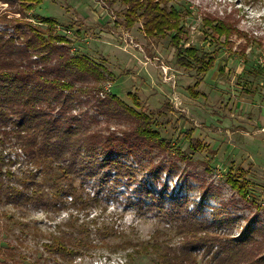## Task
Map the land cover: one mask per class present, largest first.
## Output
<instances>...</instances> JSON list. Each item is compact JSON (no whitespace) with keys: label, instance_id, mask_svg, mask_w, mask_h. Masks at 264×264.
Instances as JSON below:
<instances>
[{"label":"rangeland","instance_id":"rangeland-1","mask_svg":"<svg viewBox=\"0 0 264 264\" xmlns=\"http://www.w3.org/2000/svg\"><path fill=\"white\" fill-rule=\"evenodd\" d=\"M174 6L188 12L181 44L215 57L206 73L176 63L171 34L147 37L141 20L126 27L124 0H44L27 13L36 24L53 18L56 31L71 39V54L105 68L103 94L145 111L186 160L146 149L123 158L122 175L101 169L64 176L57 164L40 169L15 141L0 144L11 161L3 189L14 191L0 196V264H156V255L131 256L122 242H147L157 233L177 241L185 220L214 225L217 216L230 221L212 230L237 236L253 222L264 240V0H175ZM13 9L0 3V15L18 18ZM227 15L241 34L211 36L203 19ZM6 27L0 23V30ZM87 107L73 111L88 110L93 126L106 128V117ZM131 124L113 119L109 126ZM151 161L161 166L157 172ZM69 223L84 247L73 239L76 254L43 247L72 233ZM198 253L199 261L209 260L203 249Z\"/></svg>","mask_w":264,"mask_h":264},{"label":"trees","instance_id":"trees-1","mask_svg":"<svg viewBox=\"0 0 264 264\" xmlns=\"http://www.w3.org/2000/svg\"><path fill=\"white\" fill-rule=\"evenodd\" d=\"M43 1L0 0L14 8L11 13L19 14L18 18H11L8 11L0 15V23L8 26L0 30V144L15 141L21 152L40 169L57 164L64 176H70L73 171L91 176L101 169L122 175L126 167L123 158L137 157L146 149H156L159 154H170L177 161H185V152L153 129L151 117L145 111L136 110L115 94H103V84L108 81L105 68L84 54H71L72 41L56 31L57 22L53 18L40 17L37 24L27 18V13L36 10ZM174 2L124 0L126 27L131 28L141 20L147 37L171 34L176 63L186 70L206 73L213 68L215 57L181 44L185 35L182 25L188 12L177 9ZM203 20L213 37L240 33L229 15L206 16ZM188 91L199 95L190 87ZM131 98L139 107L138 97ZM77 107L94 108L108 120L106 128L93 126L90 120L95 117H89L88 110L74 113ZM113 119L133 124L111 129L109 124ZM192 133L193 130L187 136L191 147ZM9 163L0 154V196L14 192L3 189V179L10 174ZM160 167L150 162V171L157 172ZM229 221L228 217L217 216L214 225H207L187 219L176 228L177 241L161 239L157 233L147 242L122 243L133 251L131 256L156 255V264H264V240L257 239L253 222L237 236L224 233L221 228L212 230L211 226L216 223L221 227ZM75 225L69 223L71 227ZM78 230L76 226L72 233H60V237L43 247L59 250L61 255L73 249L68 253L76 254L72 239L78 248L84 247L80 239L74 238ZM201 249L209 257L208 261H199Z\"/></svg>","mask_w":264,"mask_h":264}]
</instances>
